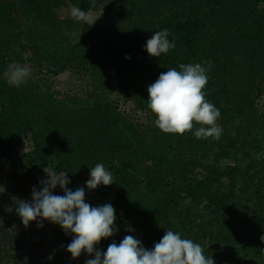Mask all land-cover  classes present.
<instances>
[{
	"label": "trees",
	"instance_id": "obj_1",
	"mask_svg": "<svg viewBox=\"0 0 264 264\" xmlns=\"http://www.w3.org/2000/svg\"><path fill=\"white\" fill-rule=\"evenodd\" d=\"M18 1L0 0V27L15 20ZM29 1L36 7L53 4ZM65 1L87 13L92 8L91 0ZM176 5L184 15L170 13L163 26L169 40L175 38L176 47L158 60L157 78L168 68L179 70L180 64L211 65L202 91L220 110L216 123L223 131L219 140L195 138L193 132L201 126L195 121L193 129L183 135L164 133L155 126L156 116L147 107L145 75L150 77L151 71L138 67L132 58L118 56L108 42L88 36L76 39L64 66L56 40L65 31L42 23L37 35L20 33L17 41L23 45L14 47L16 41L8 36L0 39V162L11 175L22 180L30 177L34 186L47 178L49 168L56 173L66 171L71 180L67 187L72 190L85 186L89 168L102 163L116 183L85 188L91 206L111 203L116 209L118 231L100 241L97 247L102 251L126 235L135 236L150 249L172 229L201 244L215 264H264L260 239L264 235V160H257L262 144L256 134L258 124L264 122V0H179ZM211 20L215 33L209 44L207 23ZM8 32L5 28L0 37ZM23 53L29 56L14 64L13 55ZM29 62L30 68L46 65L55 70L72 64L77 73L98 72L103 77L85 100L43 93L32 78L19 87L10 86V67H26ZM106 90L126 93L134 104L150 112L153 123L133 126L102 97ZM68 103L85 106L90 114L86 129L92 134L87 132L85 138L76 140L65 135ZM76 112L71 118L85 116ZM24 140L32 150L20 154L16 147ZM236 153V165L221 166ZM54 194L63 195V191L57 186ZM0 219V247H4L0 264H46L42 250L51 232L61 249L66 250L72 239L47 220L42 221L43 227H38L40 221L26 227L16 211L6 210L1 203ZM88 258L94 255L82 252L68 264H85Z\"/></svg>",
	"mask_w": 264,
	"mask_h": 264
},
{
	"label": "clouds",
	"instance_id": "obj_2",
	"mask_svg": "<svg viewBox=\"0 0 264 264\" xmlns=\"http://www.w3.org/2000/svg\"><path fill=\"white\" fill-rule=\"evenodd\" d=\"M71 16L78 22H88L86 11L73 6ZM71 35H75L74 33ZM168 30L155 31L143 45L150 57H160L176 47L175 38L169 40ZM125 59H131L129 55ZM202 63L180 64L179 70L168 68L147 88V107L156 116L154 124L164 133L183 135L193 129V122L200 124L193 135L197 139L212 137L219 140L222 128L216 123L221 116L220 110L205 99L202 91L207 82V72ZM30 70L20 64L10 67L7 83L19 87L30 78ZM89 178L85 186L75 190L67 187L71 180L69 173L48 172L39 186H34L31 200L16 199L15 211L27 227L32 221L47 220L60 226L66 235L72 237L66 251L72 259L83 253L94 258L85 259V264H215L211 256H206L201 244L189 238H182L178 231L167 229L159 242L146 248L133 235H126L119 242L110 243L106 251L97 247L102 239L114 236L118 231L116 209L111 203L91 206L86 202L85 188L94 190L98 186H109L115 182L113 173L102 163L89 168ZM59 186L63 195L54 194ZM129 232L133 229L129 228ZM264 242V235L260 237ZM63 247V246H62ZM49 260L53 256L48 257Z\"/></svg>",
	"mask_w": 264,
	"mask_h": 264
},
{
	"label": "rangeland",
	"instance_id": "obj_3",
	"mask_svg": "<svg viewBox=\"0 0 264 264\" xmlns=\"http://www.w3.org/2000/svg\"><path fill=\"white\" fill-rule=\"evenodd\" d=\"M47 1L53 4L48 8H44L42 6H34L33 2L29 0H19L15 20L6 22L0 27V32L5 30V28L9 31L8 33H4L0 39H4L8 36L9 40L12 38L16 41L13 42V46L17 47L19 44H24L23 42L17 41L19 36L22 35L20 33L25 34L26 31H29L32 32L33 35H37L36 32L39 30L40 24L42 23L52 28L57 27L56 30L59 28V30L65 31L63 34L58 33V38L56 40V46L57 49H59L57 51L59 55L63 54L64 56L62 61L64 66L66 65V60L69 58L71 51H73L71 47L75 45L77 38L88 36V39H98L100 42L106 41L118 56L120 54L126 56L127 53H130L133 62L137 61L138 67L146 68V70L152 72L150 77L145 75V82L149 83V85L158 79L155 65L162 55L160 57H150L144 50L143 45L155 31L163 29L165 19L170 13L184 15L181 11V7L176 5V1L179 0H91L92 8L88 12L90 17L89 21L78 22L71 16L70 12L72 7L68 2L65 0H58L55 2L54 0ZM172 2H174V6ZM212 22V20L208 21V29L211 27L210 24ZM73 33L75 35H71ZM214 33L215 29L211 27L209 31L210 36H208L209 44L213 42V40L210 39H212ZM52 37H54L53 34L51 35V38ZM27 38L28 37H26V39ZM6 51H2V54H6ZM28 56L29 54L27 53H23L22 56L14 54V64ZM146 57L149 58V61L142 62L141 59ZM26 67L30 70V78L40 84L43 93L48 91L55 95L58 93L67 94L71 98L76 97L81 100L86 99L87 94L92 89H95L94 84L98 83L103 77L102 74L98 72H94L95 74L93 75L89 73V71L77 73L72 64L70 68L59 67L58 70L47 68L46 65L43 67L44 69H38V67L30 68V62L27 63ZM55 71H58V73H55ZM127 83L128 82L125 81L124 84L126 85ZM142 83L144 82L142 81ZM46 88L48 90H46ZM145 88L147 89L148 87ZM98 94L101 95L100 93ZM106 94L107 95H102V97L106 96L105 100L117 108V112L120 113V116L126 118L133 126H146L153 123L150 112L134 104L131 99L127 98L128 96L126 93H120L118 91L110 93L109 90H106ZM68 104L67 107L69 108L65 110L66 126L64 133L68 138L73 140H76V138H85L87 132L91 133L86 129V123H88L90 119V114L82 104L75 106L70 103ZM78 110L82 111L85 116H80L76 119L71 118L73 113L77 115L76 111ZM256 134L259 136V143L262 144V149L257 155V160L261 161L262 159L264 160L263 121L258 124ZM16 148L20 154L32 150L28 140H24ZM237 160H239V155L236 153L223 160L221 166L236 165ZM240 161L243 162L242 160ZM248 163L244 164V168L248 166ZM0 170H5V166L2 162H0ZM51 171L52 170L49 168L48 172ZM33 187L34 184L30 177L22 180L5 170L0 174V203L6 210L10 212L15 211V200L30 201ZM46 226L50 229V225L47 224ZM53 235L54 234L51 232L47 246L42 250L45 256L47 255L46 264H68L74 261L70 253L56 245ZM0 242H2L1 239ZM3 248V246L0 247V256L1 250L2 252L4 251ZM50 255L53 256L52 260L48 259Z\"/></svg>",
	"mask_w": 264,
	"mask_h": 264
}]
</instances>
